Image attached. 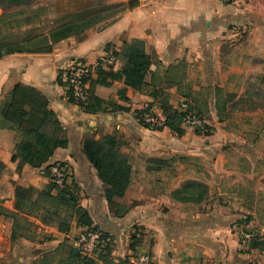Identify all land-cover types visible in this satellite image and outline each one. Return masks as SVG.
Masks as SVG:
<instances>
[{
  "label": "crops",
  "instance_id": "0c3cea01",
  "mask_svg": "<svg viewBox=\"0 0 264 264\" xmlns=\"http://www.w3.org/2000/svg\"><path fill=\"white\" fill-rule=\"evenodd\" d=\"M98 2L33 0L16 6L1 1L0 28L6 24L9 32L18 27V42L29 35L44 36L67 23V16L95 9ZM133 40L142 41L145 52L159 63L151 70L162 93L151 96L148 85L141 91L126 89V99H121L124 84L117 79L93 88V96L105 103L97 111L85 112L68 101L63 74L74 61L93 67L107 47L119 52ZM124 64L120 60L119 69ZM179 65L183 71L169 81L168 70ZM146 81L150 83V76ZM17 86L41 95L66 145L33 168L16 154L19 135L12 123L0 127V264H39L48 256L54 264H137L142 253L153 264H264V0H144L83 40L73 36L49 53L0 57V121L2 107L11 101L13 109L25 112L12 116L15 124L36 128L42 116L39 103L21 90L12 98ZM182 101L207 118L209 136L184 127L182 135L166 127L150 130L136 118L137 111L149 106L163 120V108L177 109ZM235 117L249 120H229ZM108 136L117 140L131 166L130 184L112 204L83 152L85 139ZM57 164L69 169L79 189L77 203L91 227L107 236L103 252L83 256L77 238L87 228L65 207L52 216L41 202L50 184L48 167ZM186 183L205 185V199L175 197ZM58 194V189L50 193L54 198ZM16 198L39 207L33 215L26 206L15 211ZM121 208L126 211L116 214ZM47 216L52 220L45 221ZM234 225L257 231L261 247L240 253ZM132 237L139 239L135 249Z\"/></svg>",
  "mask_w": 264,
  "mask_h": 264
},
{
  "label": "trees",
  "instance_id": "16d2710c",
  "mask_svg": "<svg viewBox=\"0 0 264 264\" xmlns=\"http://www.w3.org/2000/svg\"><path fill=\"white\" fill-rule=\"evenodd\" d=\"M5 1L8 5H24L33 0H0ZM144 0H128L124 4H115L114 7H119L117 16L109 21L108 24L114 22L119 15L127 10H133L140 7ZM99 13L98 10L92 9L81 13L69 15L70 17L76 18L74 21H69L64 23L55 29L48 32L44 36H38L40 46L36 50L26 49L25 46L19 45L15 49L5 50V47H11V45H0V57L9 54L11 52H39V53H49L51 52L53 45L56 43L69 38L82 35L96 22L91 17H88L92 13ZM27 38L23 39V42L27 43ZM37 38V37H36ZM22 42V41H21ZM22 44V43H21ZM21 46V47H20ZM106 52L114 57V63L107 67L106 69L102 66H97L95 69V79L91 83L90 87V97L85 106L81 110L85 112H94L101 108L102 104H105L100 99L93 96V88L96 85L108 86L111 82L117 79H123L124 89L119 92V97L121 99H126L125 91L126 89H132L134 91H141L148 85L152 86L151 96H156L162 93L161 89L157 88L154 84L155 75L151 70L153 65L158 66V62H154L150 55L145 52L144 44L142 41L133 40L130 43L125 42L123 48L119 52H110L108 47ZM123 60L125 62L124 66L119 69V61ZM151 78L150 83H147L146 78ZM19 90L33 97L41 109L38 111L42 113L39 125L36 128L23 129L19 125H16L12 116H24L25 112L13 109L12 102L6 103L1 110L2 120L0 121V127L4 126L7 122L12 123L10 128L17 131L19 135V142L16 145V154L20 156L23 161L29 164L33 168H40L51 158L54 151L59 148H64L66 145V140L63 137V130L60 127L58 121L55 118L54 113L47 109L45 106V101L35 90L29 87L17 86L11 93L13 98ZM72 101V99H70ZM70 101V102H71ZM192 109H194L191 106ZM196 110V109H195ZM199 112V111H198ZM145 113H149L153 118L149 106L143 111L136 112V118L143 127L150 130H161L163 128H168L177 135H182L184 129L182 128V118L183 113L178 112L177 109H171L169 107L163 108V126L160 128H152L147 124L143 123L142 116ZM202 114L201 112H199ZM9 126V125H8ZM212 132L211 127L206 126L202 130H195L194 133L202 136H209ZM83 152L86 159L93 166L98 178L101 180L105 187V198L109 203H113L115 199L123 197L125 191L130 184V173L131 166L129 164V159L126 155L122 154L119 150L117 140L113 137H104L103 139L96 140L93 138H87L83 142ZM16 155H13V159ZM62 165V164H59ZM54 165L48 167V177L50 180V169ZM189 187H199L205 190L207 193V187L202 183H188ZM184 187V186H183ZM53 189H58L59 194L57 197H52L50 195ZM78 187L75 185L73 179L70 183H65L61 187L56 186L50 181L49 186L46 191L41 195L42 203L53 202L56 205V212L52 216H57L60 212L61 207H65L72 214L77 216V224L81 227L96 231L99 234V243L96 248V252H103L107 248L108 238L107 236L99 231L97 228L91 227V220L85 210H83L78 205ZM194 193L188 192L184 188L181 192L175 194V197L180 200H190L188 197H192ZM206 195V194H205ZM204 195V196H205ZM199 200V199H198ZM190 200V201H198ZM28 208V214L33 215L34 208L39 207L38 203L25 202L20 198H16L14 202L13 209L15 211H20L23 207ZM59 212L57 213V211ZM126 211V208H121L117 210L116 214H122ZM52 220V217L51 219ZM46 221V220H45ZM64 220L63 224H66ZM136 234L141 236V231H137ZM14 236V234H13ZM258 237H256L250 244V250L257 247L259 243ZM139 243V239L132 237L131 248L135 249V246ZM84 260L87 258L82 257Z\"/></svg>",
  "mask_w": 264,
  "mask_h": 264
},
{
  "label": "built area",
  "instance_id": "2783aa9c",
  "mask_svg": "<svg viewBox=\"0 0 264 264\" xmlns=\"http://www.w3.org/2000/svg\"><path fill=\"white\" fill-rule=\"evenodd\" d=\"M223 2H235L236 0H219ZM114 63V57L107 53L93 67H89L83 62L74 61L64 72L63 77L66 83V97L68 101L75 103L82 109L88 102L90 97V85L95 77V69L97 66L107 68ZM178 112L183 113L182 127L195 130H202L206 126L210 127L207 118L200 114L197 110L192 109L186 102L182 101L177 107ZM143 123L152 128H160L163 126V120L153 118L149 113L142 116ZM151 129V128H150ZM69 169L65 165H54L50 169V181L58 187L65 183L71 182ZM233 229L238 231V250L240 253L246 254L250 251L251 242L257 237V233L248 230L243 226L234 225ZM99 243V234L96 231L85 229L77 238V247L83 256H92L96 253ZM137 264H153L151 256L142 253L136 256Z\"/></svg>",
  "mask_w": 264,
  "mask_h": 264
},
{
  "label": "rangeland",
  "instance_id": "374dc122",
  "mask_svg": "<svg viewBox=\"0 0 264 264\" xmlns=\"http://www.w3.org/2000/svg\"><path fill=\"white\" fill-rule=\"evenodd\" d=\"M39 1L49 2L50 0H39ZM99 1L102 2V3L98 2V6L96 7V9L98 10L99 13L96 12V13H92L89 16H87V18L91 17L94 20V22H96V23L93 26H91L87 31H85L82 35L76 36L75 37L76 40H83L85 38V36H87L91 32L99 30L101 27H103L104 25H107L110 20H112L113 18H115L117 16V13H115V12H117L119 7H114L115 4H104L103 0H99ZM142 3H144V1ZM67 18L69 19V21L76 20V18H73L70 16H67ZM5 25L6 24H3L2 27L0 28V45L1 44L11 45V47H5L6 48L5 50L15 49L19 45L25 46L26 49L36 50L40 46L39 38L38 37L37 38L32 37L30 35L27 38L26 44L23 42V39H25L24 37L21 38L22 42H18L19 38H18V35L16 34L17 31L14 30V29H17L18 27H11L9 32H7L5 29L6 27H3ZM2 28H4V29H2ZM181 71H183V66H181V65L177 66L175 69H169L168 70L169 75H167V77L169 78V81L175 80L176 77H178L180 75ZM161 73H163V72H161ZM165 76H166V74H165ZM239 114L243 115V112L239 113ZM229 120L236 121V122H242V124H243L245 121H248L249 119H245L243 117H235V118H232ZM188 185L189 184L186 183L183 188L185 190H187L188 192L194 193V195L192 197H188V198H190V200H198L199 199V202H201L203 199H205L208 191H207V193H205V190H203L202 188L189 187ZM45 204L48 205L50 211L56 212V208H55L56 205L53 202H48ZM58 212H59V210L57 211V213ZM50 219H51V217L50 218L48 216L45 217L46 221L50 220ZM21 223H22V219H21ZM254 232L257 233V237L259 239V233L257 231H254ZM260 243L261 242H259V244ZM260 247H261V244H260ZM262 248H264V247H262ZM51 260H52V256L51 257L48 256V259L46 258L43 262H41L39 264H54V263H50Z\"/></svg>",
  "mask_w": 264,
  "mask_h": 264
}]
</instances>
